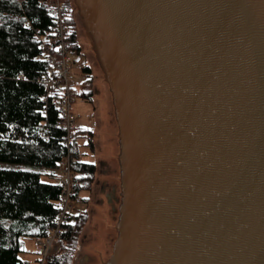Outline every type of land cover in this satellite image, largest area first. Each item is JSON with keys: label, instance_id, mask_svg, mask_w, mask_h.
Listing matches in <instances>:
<instances>
[{"label": "water", "instance_id": "95a60500", "mask_svg": "<svg viewBox=\"0 0 264 264\" xmlns=\"http://www.w3.org/2000/svg\"><path fill=\"white\" fill-rule=\"evenodd\" d=\"M74 1L120 130L108 264H264V0Z\"/></svg>", "mask_w": 264, "mask_h": 264}, {"label": "trees", "instance_id": "16d2710c", "mask_svg": "<svg viewBox=\"0 0 264 264\" xmlns=\"http://www.w3.org/2000/svg\"><path fill=\"white\" fill-rule=\"evenodd\" d=\"M45 2L0 0V264H26L18 256L24 240L44 238L50 231L61 195L56 167L67 153L82 190H89L95 174L94 164L80 160L72 131L67 144L46 90L48 63L40 38L51 34L55 16ZM61 2L67 15L70 0ZM64 21L68 27L72 23L67 17ZM42 176L55 181L44 182ZM81 189L75 186L73 195ZM87 221L86 213L71 215L45 264H73Z\"/></svg>", "mask_w": 264, "mask_h": 264}, {"label": "rangeland", "instance_id": "374dc122", "mask_svg": "<svg viewBox=\"0 0 264 264\" xmlns=\"http://www.w3.org/2000/svg\"><path fill=\"white\" fill-rule=\"evenodd\" d=\"M70 3L73 10L81 13L73 0H70ZM83 37L88 56L92 61L94 75L92 87L97 94L91 101L83 98L81 95L83 78L78 72L77 63L73 62L74 59L71 58V62L69 59V78L74 83L72 112L78 116L73 122L72 133L76 136L80 160L96 165L89 190H82L83 183L80 182V193L73 202L74 214L86 213L88 216L87 224L78 238L73 264H108L118 238L117 225L122 197L119 165L120 130L107 75L101 68L99 56L95 51V42L86 28L83 29ZM89 140L92 142V147L89 146ZM11 166L31 169L22 165ZM41 179L48 183L55 181L54 178L46 176H42ZM112 189L115 191L109 203L106 201L105 193L111 192ZM34 240L25 239V249L18 255L26 264H40L39 250ZM56 250L55 243L53 252Z\"/></svg>", "mask_w": 264, "mask_h": 264}, {"label": "built area", "instance_id": "2783aa9c", "mask_svg": "<svg viewBox=\"0 0 264 264\" xmlns=\"http://www.w3.org/2000/svg\"><path fill=\"white\" fill-rule=\"evenodd\" d=\"M45 5L52 9L55 16V26L48 37H41L40 44L45 62L48 63L45 80L46 90L51 98V104L61 118L62 127L67 133L66 142L70 143V132L73 122L78 117L72 112V81L69 78L67 49L70 43L69 30L64 19L66 11L61 0H46ZM72 159L67 153L57 164L56 182L61 187V195L58 202V212L50 231L44 238L35 239V245L39 250L40 264H45L47 257L55 249V243L63 228L69 223L74 213L73 202L74 187L80 182L72 171Z\"/></svg>", "mask_w": 264, "mask_h": 264}, {"label": "flooded vegetation", "instance_id": "af4514ba", "mask_svg": "<svg viewBox=\"0 0 264 264\" xmlns=\"http://www.w3.org/2000/svg\"><path fill=\"white\" fill-rule=\"evenodd\" d=\"M74 1V0H73ZM75 2V1H74ZM67 18L71 19V24L68 27L70 43L67 49L68 56L74 59L73 62L77 63L79 68V74L83 78L82 83V91L81 95L86 101H91L93 96L97 94L92 87L94 75L92 74V61L88 56L86 49V41L83 37V29H85V25L81 14L77 10L71 9L70 13H67ZM72 84H74L72 82ZM114 189L111 192H106L105 197L106 201L109 203L112 200V194L114 193Z\"/></svg>", "mask_w": 264, "mask_h": 264}, {"label": "bare ground", "instance_id": "6f19581e", "mask_svg": "<svg viewBox=\"0 0 264 264\" xmlns=\"http://www.w3.org/2000/svg\"><path fill=\"white\" fill-rule=\"evenodd\" d=\"M77 2H78V0H77ZM78 4H79V2H78ZM83 16H84V18H85V21H86L87 25L90 27L91 25H90L88 19L85 17L84 14H83ZM95 38H96V37H95ZM96 42H97V44H98V49H99V52H100L101 64H102V66L104 67V70L106 71V73H107V75H108V74H109V66H108L107 59H106V57H105V55H104V53H103V51H102V49H101V47H100L98 41H97V39H96ZM113 88H114V87H113Z\"/></svg>", "mask_w": 264, "mask_h": 264}, {"label": "crops", "instance_id": "0c3cea01", "mask_svg": "<svg viewBox=\"0 0 264 264\" xmlns=\"http://www.w3.org/2000/svg\"><path fill=\"white\" fill-rule=\"evenodd\" d=\"M102 154V153H101ZM94 165H96V164H94ZM24 249H25V244H24V247H23V251H24Z\"/></svg>", "mask_w": 264, "mask_h": 264}]
</instances>
